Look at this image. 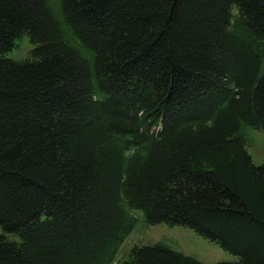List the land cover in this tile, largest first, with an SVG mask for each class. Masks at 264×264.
I'll return each instance as SVG.
<instances>
[{
  "label": "trees",
  "instance_id": "1",
  "mask_svg": "<svg viewBox=\"0 0 264 264\" xmlns=\"http://www.w3.org/2000/svg\"><path fill=\"white\" fill-rule=\"evenodd\" d=\"M58 4L0 0V264H264V0Z\"/></svg>",
  "mask_w": 264,
  "mask_h": 264
},
{
  "label": "rangeland",
  "instance_id": "2",
  "mask_svg": "<svg viewBox=\"0 0 264 264\" xmlns=\"http://www.w3.org/2000/svg\"><path fill=\"white\" fill-rule=\"evenodd\" d=\"M59 9L61 11L60 0ZM31 49V43L28 39L22 40L18 47L9 54V57L15 60L23 59ZM246 149L252 156L254 164L260 166L264 162V132L254 129H247L245 133ZM167 238L173 242L176 247L187 255H194L205 264H216L223 261H233L235 256L222 250L218 245L208 242L202 237L194 234L185 228L170 229L164 226L146 228L139 226L127 238L123 244L118 259L126 255L135 245H150ZM117 264V263H115Z\"/></svg>",
  "mask_w": 264,
  "mask_h": 264
}]
</instances>
